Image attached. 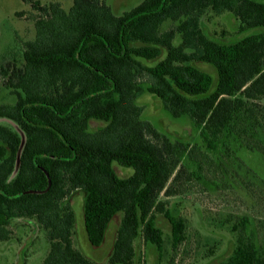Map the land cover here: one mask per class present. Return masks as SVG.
Returning <instances> with one entry per match:
<instances>
[{
  "label": "trees",
  "instance_id": "obj_1",
  "mask_svg": "<svg viewBox=\"0 0 264 264\" xmlns=\"http://www.w3.org/2000/svg\"><path fill=\"white\" fill-rule=\"evenodd\" d=\"M22 1L34 38L21 44L20 56L0 57L1 83L15 96L13 105H0V119L10 122L0 124V240L12 220L24 219L45 232L42 264H93L72 241L69 199L82 192L90 246L101 245L121 214L107 264H135L139 239L171 264L190 236L167 199L205 178L208 154L224 140L264 138V32L220 42L203 22L230 14L239 33L264 29V0H142L119 15L101 0H71L68 10ZM195 63L210 65L216 80ZM145 93L172 119L187 118L198 142L171 141L144 120L136 100ZM91 122L103 126L91 132ZM114 163L132 174L119 178ZM242 171L255 184L257 175ZM157 215L170 225L166 236ZM217 216L207 226L232 241L217 264H264V232L249 230L247 216Z\"/></svg>",
  "mask_w": 264,
  "mask_h": 264
},
{
  "label": "rangeland",
  "instance_id": "obj_2",
  "mask_svg": "<svg viewBox=\"0 0 264 264\" xmlns=\"http://www.w3.org/2000/svg\"><path fill=\"white\" fill-rule=\"evenodd\" d=\"M108 5L113 13L121 14L139 4L142 0H101ZM41 4L59 3L64 10L71 6V0H39ZM23 12L22 16L17 13ZM31 10L22 0H0V57L20 56L21 44L32 40L35 35L33 21L28 19ZM205 31L211 38L225 41H236L245 36L264 32V29H252L238 32V23L230 14L213 16L209 14L204 21ZM162 59L144 62L152 66ZM195 67L213 76L215 70L208 64L195 63ZM143 83H147L142 79ZM146 85V84H144ZM15 96L4 88L0 79V105H13ZM264 105V100L259 102ZM136 104L142 108V118L150 122L171 141L198 142L200 137L187 118L172 119L163 108L161 102L145 93ZM0 124L10 122L0 119ZM103 125L91 122L89 130L94 132ZM260 139V140H259ZM210 162L205 167L204 179L191 183L188 191L180 196L167 199V208L174 216H181L188 222L190 240L173 255L171 264H217L224 260L232 250L230 237L221 231L207 226L208 217L219 214L247 216L249 230L258 236L264 232L261 222L264 221V138H251L249 134L241 139L224 140L214 152H209ZM247 167L257 175L247 180L242 170ZM119 178L132 174V169L114 163L112 166ZM246 176V175H245ZM209 178L212 182L208 181ZM163 199V198H161ZM84 194L75 192L69 204L75 216V232L72 238L74 247L93 264H107L112 253L116 231L119 227L121 214H117L109 223L103 242L99 247H92L87 241L83 222ZM156 227L166 236L170 233V225L161 215L155 219ZM264 223V222H263ZM8 239L0 240V264H42L47 252L48 243L45 232L32 222L24 219L12 220L8 226ZM198 233V234H197ZM200 236V237H199ZM206 238L209 240L206 241ZM207 242V248L206 246ZM135 264H168L160 262L155 247L143 243L140 239L135 243ZM211 252V256L203 258Z\"/></svg>",
  "mask_w": 264,
  "mask_h": 264
},
{
  "label": "water",
  "instance_id": "obj_3",
  "mask_svg": "<svg viewBox=\"0 0 264 264\" xmlns=\"http://www.w3.org/2000/svg\"><path fill=\"white\" fill-rule=\"evenodd\" d=\"M22 145H23V141H22V143H21V147H22ZM21 147H20V149H19V152H18V156H17V164H16V168L18 167V163H19V153H20V150H21ZM45 175H46V177H48V174L47 173H45ZM50 186V180L48 179V187ZM30 193H39V192H34V191H32V192H30Z\"/></svg>",
  "mask_w": 264,
  "mask_h": 264
}]
</instances>
